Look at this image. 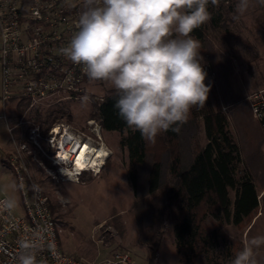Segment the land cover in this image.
<instances>
[{"label":"rangeland","instance_id":"obj_1","mask_svg":"<svg viewBox=\"0 0 264 264\" xmlns=\"http://www.w3.org/2000/svg\"><path fill=\"white\" fill-rule=\"evenodd\" d=\"M235 4L236 0L228 4L232 10L225 12L222 27L207 28L205 40L200 43V55L207 72L206 83L211 85L227 116L243 166L254 182L258 194L255 213L241 228L208 219V225L219 229L226 242L220 241L208 257L180 262L164 209L165 192L172 181L168 157H161L160 189L153 194L147 192L148 157L144 164L137 166V191L133 193L128 182L127 152L119 146L121 136L100 128L92 107L113 89L107 83L87 80L77 99L53 100L28 111L24 103L12 101V121L19 142L17 149L14 147L12 154L5 158V164L16 159L25 167L28 180L39 185L57 224L62 252L88 263H99L113 252L125 251L133 264H230L235 256V243L243 246L248 237L264 235V135L247 102L252 92L264 87V6L257 5L234 20ZM85 95L90 100L82 104L81 97ZM59 109L62 113L58 116ZM48 111L58 117L57 123L68 127L73 137L89 146L94 158L99 150L105 156L83 171L67 161L55 165V149L48 147L45 141L52 126L43 136L46 125L36 121L37 116L45 119ZM30 125L40 128L41 150L27 142ZM11 126L8 123V127ZM13 135V131L4 129L3 137L10 145ZM205 143L201 120L189 119L182 126L179 138L183 170L190 164L195 149ZM18 153L20 157H16ZM66 167L70 168V178L64 174ZM72 172L75 175H71ZM229 197L233 200V192ZM14 209L21 214L19 203ZM259 255L264 260V248Z\"/></svg>","mask_w":264,"mask_h":264},{"label":"clouds","instance_id":"obj_2","mask_svg":"<svg viewBox=\"0 0 264 264\" xmlns=\"http://www.w3.org/2000/svg\"><path fill=\"white\" fill-rule=\"evenodd\" d=\"M219 3L82 0L75 31L59 51L81 66L89 81L109 84L116 93L113 107L118 117L145 142L155 144L163 133L178 134L193 108L205 107L211 85L205 83L201 44L192 33L211 20L208 5ZM257 5L264 6V0H236L233 19L239 20ZM89 100L87 95L81 97L82 104ZM63 171L70 178V168ZM10 187L17 185L13 182ZM16 206L14 196L0 200L5 211ZM48 231L41 227L32 238L22 236L15 264H38ZM262 248L264 235L250 236L230 264H264L259 255Z\"/></svg>","mask_w":264,"mask_h":264},{"label":"built area","instance_id":"obj_3","mask_svg":"<svg viewBox=\"0 0 264 264\" xmlns=\"http://www.w3.org/2000/svg\"><path fill=\"white\" fill-rule=\"evenodd\" d=\"M81 8L82 0H0L2 103L22 102L26 104L25 111H28L53 100H71L81 96V86L87 76L81 66L74 65L59 51L75 31ZM247 102L264 135V87L252 92ZM12 129L8 127L9 132ZM65 138L73 142L72 159L67 162L74 166V155L84 143L80 138L73 137L66 125H53L45 141L48 147L55 149L53 163L59 165L63 162L58 157L59 149ZM41 140L39 126L30 125L27 142L41 150ZM66 144L63 142L64 146ZM8 167L15 178L22 212L0 208V264H15L20 238L34 237V230L41 227H48L49 231L41 242L38 264H133L125 251L113 252L99 263H88L62 252L58 227L42 190L28 180L25 167L19 161L10 159ZM5 198L0 196V200Z\"/></svg>","mask_w":264,"mask_h":264},{"label":"trees","instance_id":"obj_4","mask_svg":"<svg viewBox=\"0 0 264 264\" xmlns=\"http://www.w3.org/2000/svg\"><path fill=\"white\" fill-rule=\"evenodd\" d=\"M230 2L233 0H220L219 6L208 5L211 20L192 33L200 43L205 40L207 28L217 30L222 27L225 12L232 10L228 5ZM115 98V91H109L92 107L100 128L121 136L119 146L127 152L128 182L133 193L137 191V166L144 164L148 157L147 192L153 194L160 189L161 157H168L172 181L165 192L164 209L173 231L178 260L208 257L220 241L226 242L219 229L208 225V219L241 228L258 207L254 182L243 166L239 147L229 130L228 119L219 100L210 91L205 107L191 110L189 119L193 122L201 120L206 143L195 149L190 164L183 170L180 132L163 133L155 144L145 142L138 131L132 132L118 117L113 107ZM61 111L57 110L58 116ZM44 118H36L37 122L46 125L43 136L58 121L52 111H48ZM34 184L39 187L36 182ZM230 192L234 194L233 200L229 197ZM241 248V243H235L233 249L236 253Z\"/></svg>","mask_w":264,"mask_h":264},{"label":"crops","instance_id":"obj_5","mask_svg":"<svg viewBox=\"0 0 264 264\" xmlns=\"http://www.w3.org/2000/svg\"><path fill=\"white\" fill-rule=\"evenodd\" d=\"M0 84H1V71H0ZM13 102L2 103L1 102V111H0V196H14L19 203V196L16 189L11 188L10 186L15 182L14 175L12 170L5 164V158L9 157L14 147L17 149L16 143L19 142L18 136L15 133V126L13 124ZM8 123H11L12 131L14 132L12 141L13 144H8L7 140L4 139V129H8ZM16 157H20L19 153ZM6 186H9L6 188Z\"/></svg>","mask_w":264,"mask_h":264},{"label":"bare ground","instance_id":"obj_6","mask_svg":"<svg viewBox=\"0 0 264 264\" xmlns=\"http://www.w3.org/2000/svg\"><path fill=\"white\" fill-rule=\"evenodd\" d=\"M68 139L65 138L61 141V148L59 149L60 152L58 154V157H60L61 160L63 161H70L72 159L71 156V151L73 149V142L67 141ZM63 142H67L66 146L63 145ZM93 152L90 151L89 146H87V144L84 143V145L81 147H78L73 160H75L74 162V166L77 170H84V167L90 165V166H94L97 159H102L103 156H105V154L103 153V151L99 150V152L97 153V155L95 156V158L93 157L95 154H92ZM77 154V155H76ZM98 159V160H99ZM72 160V161H73Z\"/></svg>","mask_w":264,"mask_h":264}]
</instances>
